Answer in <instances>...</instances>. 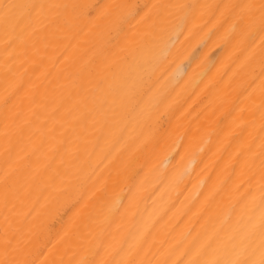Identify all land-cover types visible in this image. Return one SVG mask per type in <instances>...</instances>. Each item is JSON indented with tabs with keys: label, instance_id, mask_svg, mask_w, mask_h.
I'll use <instances>...</instances> for the list:
<instances>
[{
	"label": "bare ground",
	"instance_id": "1",
	"mask_svg": "<svg viewBox=\"0 0 264 264\" xmlns=\"http://www.w3.org/2000/svg\"><path fill=\"white\" fill-rule=\"evenodd\" d=\"M0 264H264V0H0Z\"/></svg>",
	"mask_w": 264,
	"mask_h": 264
}]
</instances>
